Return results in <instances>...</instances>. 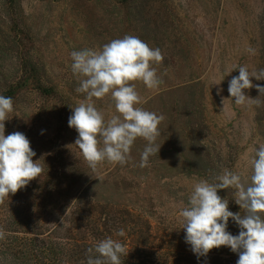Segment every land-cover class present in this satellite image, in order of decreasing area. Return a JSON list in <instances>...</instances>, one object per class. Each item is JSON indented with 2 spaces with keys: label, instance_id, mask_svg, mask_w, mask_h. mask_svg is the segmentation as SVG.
<instances>
[{
  "label": "rangeland",
  "instance_id": "374dc122",
  "mask_svg": "<svg viewBox=\"0 0 264 264\" xmlns=\"http://www.w3.org/2000/svg\"><path fill=\"white\" fill-rule=\"evenodd\" d=\"M126 35L164 57L153 64L157 89L132 82L137 106L164 117L161 147L140 167L148 142L137 138L126 164L93 171L68 126L72 108L86 102L71 52ZM240 66L264 69V0H0V94L14 108L5 135L24 133L44 169L0 204V264H87V250L107 237L129 251L123 264H236L225 246L198 259L179 211L195 183H216L225 169L250 182L264 144V94L255 87L264 80L250 77L244 92L254 100L236 105L228 87ZM92 102L106 122L119 115L110 93ZM235 191L218 195L243 215ZM227 230L240 231L231 218Z\"/></svg>",
  "mask_w": 264,
  "mask_h": 264
},
{
  "label": "clouds",
  "instance_id": "9594fccd",
  "mask_svg": "<svg viewBox=\"0 0 264 264\" xmlns=\"http://www.w3.org/2000/svg\"><path fill=\"white\" fill-rule=\"evenodd\" d=\"M248 51L255 54L251 47ZM71 58L73 73L83 77L76 92L85 93L86 102L72 108L68 126L77 131L74 145L88 166L95 171L105 161L126 164L137 138L148 142L141 153L140 167L148 166L150 156L159 153L161 147L156 140L164 117L137 106L142 100L132 82L140 81L148 89L160 86L162 80L153 64L163 61L161 50L151 48L136 36L126 35L103 45L99 51L74 50ZM238 69L239 75L230 80L228 91L236 105H245L254 100L244 92L254 86L250 77L264 80V69L258 73L250 72L246 66ZM255 87L260 95L264 94V86ZM109 93L119 115L106 122L92 101ZM13 110V99L0 94V204L44 171L40 160H33L36 153L24 133L5 135V121ZM250 163V182L225 169L216 177V183L206 180L195 183L187 204L180 209L185 242L198 259L225 246L238 254L236 264H264V144L255 149ZM229 187L236 190L235 203L244 210L243 215L229 211V201L218 195V190ZM229 218L238 225V235L227 230ZM118 235L124 236V230ZM5 236V230L0 229V240ZM128 252L122 242L107 237L87 250V264H123L121 256H127Z\"/></svg>",
  "mask_w": 264,
  "mask_h": 264
}]
</instances>
